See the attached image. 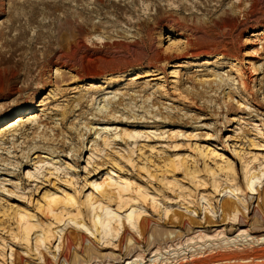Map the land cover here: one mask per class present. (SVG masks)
<instances>
[{"label":"rangeland","instance_id":"obj_1","mask_svg":"<svg viewBox=\"0 0 264 264\" xmlns=\"http://www.w3.org/2000/svg\"><path fill=\"white\" fill-rule=\"evenodd\" d=\"M225 12L236 31L214 25ZM180 24L189 29V48ZM224 51L238 61L217 57ZM0 69L6 81L16 74L11 83L19 89L0 95V117L32 105L45 127L24 129L7 145L0 140V264H66L63 255L70 264H192L220 252L263 250L264 207L254 209L264 196L247 195L243 169L264 171V0H0ZM91 82L101 84L89 93ZM113 108L118 113L106 118ZM213 152L224 154L233 171ZM109 177L148 194L139 207L150 227L144 238L129 228L134 245L121 239L124 231L102 241L93 229L91 239L68 216L60 223L45 208V195L65 198L75 190L82 207L69 213L92 227L89 194L98 214L99 205L115 212L121 205L116 194L103 198L86 186ZM240 183L234 200L249 209L240 222L223 221V190ZM167 209L186 226L169 222ZM18 213L35 226L29 246L14 240ZM68 231L73 246L63 243L60 252ZM42 232L51 237L43 259L34 241Z\"/></svg>","mask_w":264,"mask_h":264},{"label":"bare ground","instance_id":"obj_2","mask_svg":"<svg viewBox=\"0 0 264 264\" xmlns=\"http://www.w3.org/2000/svg\"><path fill=\"white\" fill-rule=\"evenodd\" d=\"M97 1L101 2L102 0H97ZM2 6H3V4L1 5V7ZM232 9H233V13H234L236 11V9L237 10L239 9V7L234 6V8H232ZM214 25L220 29H229L231 31H233V30L236 31V28H238V25L234 22V20H232V16L230 17L229 14L226 12H225L223 17H221L218 21L214 22ZM179 26H181V24ZM181 27H184L183 28L184 30H182V31H184V37H186L185 34H186V32L189 31V29L187 27L185 28L184 25ZM84 30H85L84 27L82 28L81 26L76 28V32L79 35H83ZM261 35H263V33L259 34L258 37L259 36L261 37ZM97 38L99 40H102V38L100 36H97ZM185 39L187 41L186 42V48L191 47V45H192V40H190L191 38L189 39L186 37ZM81 46H83L85 48L84 45H81ZM216 51H218V50H216ZM71 52H72L71 56H74L76 53V48L71 49ZM198 55L199 54L196 53V54H194V57H199ZM63 56L64 55L62 54L60 57L64 58ZM66 56H65V58H66ZM69 56L70 55H68V57ZM60 57H59V59H60ZM210 57L211 56H209L208 59L205 60L206 61L205 65H211L210 61L212 59H209ZM217 57H219L220 59H223V60L224 59H234V63H236L238 61L237 57L231 55L230 52H228V51L227 52L226 51L220 52L219 54H217ZM174 58H175V56L169 57V58H167L166 62H169ZM197 59H199V58H197ZM61 65H62V63H61ZM172 67L178 68L179 66H172ZM153 68L155 69V71H154L155 73L159 71L158 67L153 66ZM57 71H59V69H57ZM147 75H149L148 72H147ZM152 76H154V75H152ZM77 77H79V80H83L82 76H80L79 73L77 74ZM6 79H7V76L5 75V72L0 69V95L6 94V93H8L9 97L17 95L19 93L18 86L11 83L12 79L13 80L16 79V74H13L9 80L6 81ZM138 79L139 78H136V80H138ZM100 84H101V82L99 83V85ZM88 85L90 88L88 90L89 93L95 92L96 91L95 89L100 88L98 83H95V82H91ZM82 102H84V98H82V100L79 101V105ZM43 106H44L43 104H39L40 108H42ZM32 111H33L32 105L31 106H28V105L18 106L17 108L13 109L8 114H5V115L0 117V125H1L2 123L7 121L8 119H10L11 117L21 115V116H18L17 118H15L14 120H12L7 125L0 127V140L4 141L3 145L10 144L11 137L13 139L12 141H14V142H15V139L19 140L20 136L23 137L24 134H17V133L23 131L24 129L26 130V129L30 128L29 129L30 131L36 132V131H39L42 127H44L42 122L40 120H38V118L33 116L34 113ZM103 111L104 110H101V113H103ZM26 112H29V114L24 115ZM42 112L45 113V111H43V110H42ZM117 113H118L117 109L113 108L110 110V112L106 118L111 117V116H115ZM22 115H24V116H22ZM109 122H111V121H109ZM96 130L98 131V129H96ZM129 138L130 139H136L137 137L136 136H129ZM18 140H17V142H18ZM104 140H105L104 145L106 147L109 146L108 140H106V139H104ZM46 146H51V145L47 144ZM210 150H212V148H210L209 151ZM209 151H207V153H206V151L201 152L202 155L205 157V159H207L209 157V155H210ZM212 154H215L216 157L219 158V160L221 159L227 165V168H225L226 170H229V171L232 170L233 171L232 164L228 162V158L224 154H221L219 152H213ZM43 159H45V158H43ZM40 163H45V162H40ZM243 170H244L243 186L245 185V187H246L247 195L253 196V197L258 195L259 198L262 195L264 196V171L259 172V174H256V172L253 173V170L250 169L249 167H247ZM211 171L212 170H210V168H209V173H211ZM194 174H196V171L194 172ZM27 175H29L30 178H33L32 174L30 172H28ZM212 176L215 177V175H212ZM233 181H235V179ZM233 181L227 180V183H229V182L233 183ZM215 185H216L215 190L217 192H219L220 187L218 189L217 184H215ZM86 186L87 187L92 186L98 192L97 194L103 198L109 197L112 194H116L121 205L118 207L116 212L113 211L110 207H103V206L99 205V207H100L99 210H101V213L98 214L97 213L98 210L96 209V205H98L99 202L95 199L94 194H89L88 197L86 198V205L89 208L93 207V209H94L93 210V217L90 219L92 227H88L84 222H81V223L76 222L77 221L76 218L79 217V215H80L79 213L77 216H71L69 213V210H71L72 208L73 209L74 208L80 209L82 207V205L78 201L79 195L76 194L75 190L72 191V194L70 192L67 193V197H65V198L59 197L56 194L45 195L43 197V199L45 200V208L48 210V212L50 214L54 215L55 217H58L60 220V223H62L63 219L66 216H68L67 217V218H69L68 222L75 224L77 227H83L86 230V232L88 234H90V236L92 237L91 239H94V240H96V238H95V233L93 232V229L97 233L100 234V236L102 237L101 238L102 241L105 240L106 238H110V237L114 239L117 236H119L120 231H124L126 236L121 237V239L124 238L127 240L126 241L127 246H131V245H134V243H137L136 240L132 239V237L127 239V236L130 234L129 228H131L132 230H136V232L139 233L142 238H144V236L146 235V233L149 230L150 221L146 218L148 216L147 211H144L143 208L139 207V205H140L139 202L146 201V199L148 198L147 193L143 192L140 188H138V190L135 192L132 189L131 184H129L127 182H124V183L117 182L114 180V177H111V178L109 177L106 180H104L102 183L86 182ZM241 186H242V183H240L239 185L234 184L231 187H227V188H225V190H223V192L229 191V194H226L228 198H226L225 200H222L220 202V206H221L220 209L222 211V218H223L222 220L223 221H231V222L233 221L234 223H236V222H238V221L240 222L242 219H244L245 215H244L242 209H245V211H247L249 209V207L248 206L246 207L244 202L238 203L234 200L235 198H239V191H241V189H242ZM258 186H261V189L263 191H260L258 189ZM221 194L222 193H219V194H217V196L221 197ZM130 195L131 196L136 195V197L135 198L131 197L129 199H126V197H128ZM251 200H254V198H252ZM130 204H132V206L129 208ZM154 204H155V200L153 199V205ZM263 204H264V202H263ZM124 205L128 206V208H129L128 211L125 213L126 214L125 217L121 216L124 214V212H122L124 207H125ZM208 207L209 208L205 209V210L210 209V204ZM263 207L264 206H262V205H258L257 208H255L254 210H255V212L256 211L261 212V209ZM170 211L171 210L167 209L164 213V216L166 217L167 220H169V222L175 221V222L179 223L181 226L182 225L186 226V223H185V221H183L184 219H182V217H180L176 213L170 214ZM18 215H19V233L17 235H15L14 240L20 241V243L23 242L29 246L31 244V241L33 240L32 237L36 235V234H34L35 226L29 222V218L27 217V215H23L22 213H18ZM208 221H209V218H206V223H208ZM126 223H127V226H126ZM72 224H68V225L70 226ZM187 224H189V223H187ZM230 224H232V223H230ZM61 233H64V232L61 231ZM88 234L82 235V239H83L84 243L87 240L88 241L90 240L88 237ZM170 235H172V234H170ZM50 238H51L50 235L48 233H44V232H42L41 235L36 236L34 238L35 239L34 241H35L36 252L38 253L39 256H41L42 259H43V255L41 252V248L48 244L47 241ZM133 238H134V236H133ZM154 239H155V237H154ZM63 243L67 244V246L70 248L73 246V241L70 237L69 231L65 233L64 237H60V245L58 247L60 252H61L62 247L64 245ZM221 249L222 250H228V248H225V247L221 248ZM11 250L13 251V248ZM244 250H246V253H244V254H239V253H224V254L222 253L221 254V252H220L219 254L217 253L218 255L215 257H213V256L210 258L206 257L205 259L199 260L197 262L195 261L192 264H264V248L261 251L260 250H254V249L251 250L250 248H247V249L245 248ZM206 253H208V252H206ZM206 253H201L200 255H203ZM63 258H64V261L66 264L71 263V259L69 256L63 255ZM136 264H139V262ZM154 264H156V262H154Z\"/></svg>","mask_w":264,"mask_h":264}]
</instances>
